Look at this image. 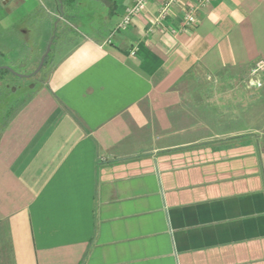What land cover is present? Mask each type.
Returning a JSON list of instances; mask_svg holds the SVG:
<instances>
[{
  "label": "crops",
  "instance_id": "1",
  "mask_svg": "<svg viewBox=\"0 0 264 264\" xmlns=\"http://www.w3.org/2000/svg\"><path fill=\"white\" fill-rule=\"evenodd\" d=\"M166 1L122 29L132 0H100L98 22L0 3V68L24 74L6 79L55 43L0 133V264H264V87L241 84L264 0L185 26L198 0H179L154 24Z\"/></svg>",
  "mask_w": 264,
  "mask_h": 264
},
{
  "label": "rangeland",
  "instance_id": "2",
  "mask_svg": "<svg viewBox=\"0 0 264 264\" xmlns=\"http://www.w3.org/2000/svg\"><path fill=\"white\" fill-rule=\"evenodd\" d=\"M100 0H41L42 7L40 9V13H44L46 11L48 12H53L58 10L59 5L62 6V9H68L70 11L68 12H75L80 15V21L83 20V22H88L89 19L92 20L93 22H98L100 21V16L102 15V8L99 4ZM61 10V9H60ZM74 20L72 21L73 23H77L79 20L78 19H71ZM51 25L54 26V22L52 20ZM83 26L82 29H84V23H80L77 27V32H81V27ZM44 38V36H43ZM52 41V40H51ZM52 47L48 45L46 47L48 49V52L43 60L42 66L40 68V73L36 75L34 78L33 76H30L29 78L23 79V81H20L18 79H5L8 80V83L5 84V86L2 87V93L0 95V115L3 114L5 110L8 109V105L11 104L13 101H19L23 97L27 95L29 90H33L36 88V86L39 85V82L44 78V74L46 73V65L49 63V60L51 58V54L53 52L55 43L52 41ZM45 49V52L47 51ZM52 50V51H51ZM45 54V53H44ZM39 65V64H38ZM38 65L34 69L33 72L36 71ZM264 69L262 71H259L257 74H255L254 78L259 80V85H251L250 84V79L252 75L248 73V77L244 79L243 85L247 88V91H251L253 89H259L264 87V79L263 77L261 78V74L263 73ZM34 78L32 81H29L30 79ZM25 80V81H24ZM28 81V82H26ZM30 85V86H29ZM256 99V98H255Z\"/></svg>",
  "mask_w": 264,
  "mask_h": 264
},
{
  "label": "built area",
  "instance_id": "3",
  "mask_svg": "<svg viewBox=\"0 0 264 264\" xmlns=\"http://www.w3.org/2000/svg\"><path fill=\"white\" fill-rule=\"evenodd\" d=\"M12 0H0V3L7 4ZM148 0H132L131 4L126 7L125 13L121 21L117 25V29L126 28L130 25L131 20L134 16L142 13L145 10V5ZM179 0H167L159 9L157 16L154 17V24L160 22L161 19H164L169 11V8L173 3H177ZM213 0H198L196 5L189 6L183 15V25H190L196 22V11L199 7L204 6L210 3ZM173 32V30H172ZM264 69V61H258L254 64L250 74L252 75L250 79L251 85H259V80L254 78L255 74Z\"/></svg>",
  "mask_w": 264,
  "mask_h": 264
},
{
  "label": "trees",
  "instance_id": "4",
  "mask_svg": "<svg viewBox=\"0 0 264 264\" xmlns=\"http://www.w3.org/2000/svg\"><path fill=\"white\" fill-rule=\"evenodd\" d=\"M10 71L15 73L16 75L19 74L18 72L12 71L11 68H4V67L0 68V95L2 93V87L5 86L6 83H8V81L5 79ZM19 75H24V74L20 73ZM24 100L25 98L23 97L21 100L17 102L13 101L11 104L8 105V109L5 110L3 114L0 115V133L7 124V122L10 120V118L13 116V114L16 112L18 107L24 102Z\"/></svg>",
  "mask_w": 264,
  "mask_h": 264
},
{
  "label": "water",
  "instance_id": "5",
  "mask_svg": "<svg viewBox=\"0 0 264 264\" xmlns=\"http://www.w3.org/2000/svg\"><path fill=\"white\" fill-rule=\"evenodd\" d=\"M47 52H48V49H47V51L45 52V54L41 57V60H40V62H39V65H38V67H37L35 73L41 68L42 63H43V60H44V58H45ZM7 68H9V67H7Z\"/></svg>",
  "mask_w": 264,
  "mask_h": 264
}]
</instances>
